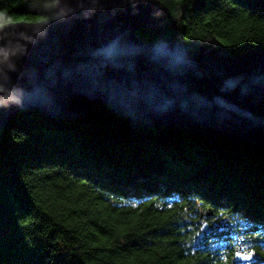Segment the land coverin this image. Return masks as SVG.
Here are the masks:
<instances>
[{
	"label": "trees",
	"instance_id": "1",
	"mask_svg": "<svg viewBox=\"0 0 264 264\" xmlns=\"http://www.w3.org/2000/svg\"><path fill=\"white\" fill-rule=\"evenodd\" d=\"M159 1L144 41L264 47V0ZM55 2L0 0V24L54 19ZM237 250L264 264L263 148L110 104L21 109L0 129V264H236Z\"/></svg>",
	"mask_w": 264,
	"mask_h": 264
},
{
	"label": "water",
	"instance_id": "2",
	"mask_svg": "<svg viewBox=\"0 0 264 264\" xmlns=\"http://www.w3.org/2000/svg\"><path fill=\"white\" fill-rule=\"evenodd\" d=\"M54 10L51 20L0 27V129L21 109L84 116L110 104L264 149V47L229 57L216 47L144 41L136 32L161 22L159 0H56ZM253 256L237 251L233 261Z\"/></svg>",
	"mask_w": 264,
	"mask_h": 264
},
{
	"label": "snow or ice",
	"instance_id": "3",
	"mask_svg": "<svg viewBox=\"0 0 264 264\" xmlns=\"http://www.w3.org/2000/svg\"><path fill=\"white\" fill-rule=\"evenodd\" d=\"M3 16H4V13H0V20L3 19ZM25 20H26V17H24V16H21V17L19 18V20H16V21H13V19H12L11 17H9L6 21H3V24H0V27H3L4 24L20 23V22H23V21H25ZM11 99H12L13 101H15V100H16V97H11ZM0 103H2V101H0ZM243 258L246 259V257H243Z\"/></svg>",
	"mask_w": 264,
	"mask_h": 264
},
{
	"label": "rangeland",
	"instance_id": "4",
	"mask_svg": "<svg viewBox=\"0 0 264 264\" xmlns=\"http://www.w3.org/2000/svg\"><path fill=\"white\" fill-rule=\"evenodd\" d=\"M237 251H238V250H237ZM237 251H236V252H237ZM238 252H241V251H238ZM242 252H243V251H242Z\"/></svg>",
	"mask_w": 264,
	"mask_h": 264
}]
</instances>
